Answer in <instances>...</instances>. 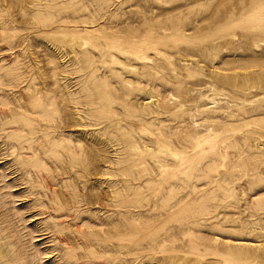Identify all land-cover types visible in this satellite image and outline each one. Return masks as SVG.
I'll return each mask as SVG.
<instances>
[{
	"label": "rangeland",
	"instance_id": "rangeland-1",
	"mask_svg": "<svg viewBox=\"0 0 264 264\" xmlns=\"http://www.w3.org/2000/svg\"><path fill=\"white\" fill-rule=\"evenodd\" d=\"M0 264H264V0H0Z\"/></svg>",
	"mask_w": 264,
	"mask_h": 264
},
{
	"label": "bare ground",
	"instance_id": "bare-ground-1",
	"mask_svg": "<svg viewBox=\"0 0 264 264\" xmlns=\"http://www.w3.org/2000/svg\"><path fill=\"white\" fill-rule=\"evenodd\" d=\"M12 173H14V172H12ZM32 208V207H31ZM30 209V208H29ZM34 218V217H33ZM55 226H57V225H55ZM59 238V237H58ZM61 241V240H60Z\"/></svg>",
	"mask_w": 264,
	"mask_h": 264
}]
</instances>
